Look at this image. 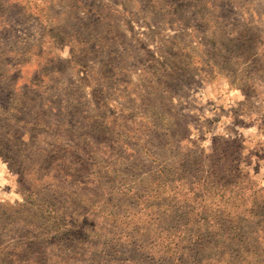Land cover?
Wrapping results in <instances>:
<instances>
[{"label": "rangeland", "instance_id": "obj_1", "mask_svg": "<svg viewBox=\"0 0 264 264\" xmlns=\"http://www.w3.org/2000/svg\"><path fill=\"white\" fill-rule=\"evenodd\" d=\"M0 264H264V0H0Z\"/></svg>", "mask_w": 264, "mask_h": 264}]
</instances>
